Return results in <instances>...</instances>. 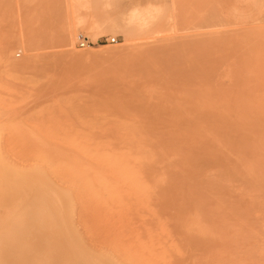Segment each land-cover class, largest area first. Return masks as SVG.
<instances>
[{"label":"rangeland","instance_id":"1","mask_svg":"<svg viewBox=\"0 0 264 264\" xmlns=\"http://www.w3.org/2000/svg\"><path fill=\"white\" fill-rule=\"evenodd\" d=\"M262 9H258L257 5L253 11L255 16L246 19L240 16L247 14L242 0H0V264H107L104 256L102 258L99 254L107 247L103 242L106 237V220L97 215L100 213L97 210L103 205L101 201L105 202L104 199L108 198L104 188V154L106 147H109L106 145L109 144L105 143V140L113 142L118 148L120 143L116 142L121 138L117 137L123 135L118 128L109 133L107 126L112 129L115 119L108 118L110 112L105 110L104 104L102 105L103 97L114 93V89L137 86L138 89L149 92L151 96H148L147 100L150 104L172 103L188 106L192 112L181 117L182 124L200 120L201 117L202 120H213L210 115H214V120L221 118L223 121H240L243 119H240L238 113L241 108L249 109L247 120L250 118L253 122L264 121ZM67 37L73 39V53H68L64 48L63 42ZM15 38L22 39V45L10 46V40ZM83 42L86 44L84 47L81 46ZM7 57L16 64L15 68L4 66ZM3 60L4 62H1ZM163 74L164 77L166 75L164 81ZM172 74L174 77H171ZM183 97L186 102L182 101ZM211 107H214L213 110H209ZM96 109L99 114H96ZM151 111L148 112L151 114L148 118L145 116L148 120L144 119L157 122L159 120L163 131L153 134L148 132L145 135L143 133L144 136L140 134L142 137H162L167 131L168 137L179 136L183 129L182 124H179V133H174L171 121L165 114L161 113L159 117L160 112L154 109ZM218 114L221 117H218ZM78 115L82 116V122L78 121L81 125L76 122L77 119L80 120ZM77 116L78 118H75ZM92 117L96 120H92ZM225 117L227 119L224 120ZM111 124L113 126H110ZM117 124L120 129L119 123ZM87 127L92 129L87 130ZM103 129L108 132L104 134ZM70 131L73 133H69ZM85 131L87 134L92 133L91 137L87 136ZM118 131L122 135L119 134L115 138L114 133ZM75 132L78 134L75 135ZM72 134L74 138L78 135L83 137L84 134V139L89 145L87 149L88 145L82 138V147L89 153L86 157H80L75 148L69 145L68 140L72 138ZM107 134L113 137L112 140ZM222 134L226 137L227 133H217L218 136ZM95 135L96 138L104 135V138H107L98 140L94 139ZM133 135L140 136L139 133ZM97 140L103 142L101 144L106 146L103 148L105 150L101 149L103 146L100 143L96 146ZM21 143L27 146L33 143V146H28V149ZM38 145L43 148L44 154L51 155V163H57L56 166L62 163V171H66L65 168L68 171L72 162L79 161L83 165L84 175L96 172L95 179L98 181L87 183L85 188L94 201L100 202L99 205L91 203L93 216L81 219L78 213L76 215L72 212L78 189L72 185L67 172L62 174L61 169H57L58 173L53 172V177H50L38 170L43 163L42 149H39ZM27 149L31 157L25 152ZM96 149L102 150L103 153L100 151L98 154ZM103 155L104 157H101ZM21 172H28L24 173L27 177ZM99 174H102V177ZM55 177L63 182L60 183L63 184L61 191L56 188L59 181H55ZM70 195L74 202L68 199ZM30 197L34 198L35 202L32 203ZM76 203L74 207L80 210ZM31 205L34 207L30 208ZM39 206L45 216L41 214ZM250 208L256 209L251 218L254 219L253 225L263 222V216L260 218L257 211L258 206L253 204ZM23 218L29 221L33 233L31 227L23 228ZM48 221L52 223L51 229L46 226ZM95 222L98 227L94 225L93 231H90ZM138 222L136 217L134 220L132 218L134 227ZM114 225L117 224L114 222ZM197 226L202 228L201 223ZM77 232L79 236L76 237ZM31 234H34L33 238ZM260 238L264 240V232ZM94 239H100L99 245L96 241L98 246L94 244ZM101 242L105 244L102 248ZM253 250L251 255H248V262L255 264L254 259L257 260L256 256L259 255ZM199 254L200 251L196 253ZM97 255H101V258ZM31 257H38L37 262H32ZM186 258L184 264L196 262V259H190L188 256Z\"/></svg>","mask_w":264,"mask_h":264},{"label":"bare ground","instance_id":"2","mask_svg":"<svg viewBox=\"0 0 264 264\" xmlns=\"http://www.w3.org/2000/svg\"><path fill=\"white\" fill-rule=\"evenodd\" d=\"M63 43L67 52L73 53V39L67 37ZM10 44V46L15 44L22 45V39H12L10 40ZM9 48L10 47L8 46V49ZM177 55H179V53ZM175 61L177 62L178 60ZM1 62H4V60ZM4 66L15 68L16 64L12 61V59L7 57L5 59ZM171 73H169V77ZM166 75L168 76V73ZM165 77L163 74L162 81H164L163 79H165ZM171 77H174L173 74ZM114 90L115 92L108 95V97H103L104 101L102 105L104 104L105 110L108 109V112H110V114L108 113L109 117L107 114V116H105L111 118L112 120L113 118L115 119L113 124H115L116 127L111 124L110 126L114 127L111 129L109 126H107L109 124H106L107 129H110H108L109 133L111 130L115 132V128H118V130H120L123 134L122 135L120 131H118L119 133L117 132L118 135H116L117 133L112 132V134H115L114 137L119 136V134L122 135L117 137L118 139H121L119 142H116L120 143V146L116 148V146L112 144L113 142L111 143V141L106 139L105 141L107 142L105 143L109 144L106 145L109 146L108 148L105 146L107 149L106 151L103 149L105 147L101 144L103 142L100 143L98 141L104 138L105 135L102 137L97 136V138L95 135L94 137V139H98V142L96 141V146L98 143H100L103 147H98L105 150L106 153L104 154L106 157H104V155L101 157L106 159V178H104V188L106 189L108 198L104 199L105 202L101 201L103 205L102 207H99L101 208L98 209L100 211L97 210V212H100L97 215L101 216L103 220H106V228H104L106 229V237H104L103 242L107 244V247L104 248V251L100 252L99 254L102 255V258L104 256L107 264H184V262L187 260V256L190 259H196L194 264L197 262L199 264H253V262H248V255L253 249H255L258 253L257 255H259V257L256 256L257 260L253 258L255 260V264H264V240L260 238L264 232V220L262 219L263 222H260L258 225H253L252 222L254 219L251 218L255 213L253 211L256 209L252 210L250 208V205L252 206L253 204L258 206V214L260 218L261 216L264 218V121L254 120L253 122L250 118L247 120L246 118L249 115V109L241 108V112L238 113H240V119H243L240 121H235V119L234 121H223L220 120L221 118L219 120H214L216 119L214 115H210L212 116L213 120H211L209 117V121L202 120L201 117L200 120L195 119L182 124L180 123L181 117H185L192 112L191 108L188 106L186 107L176 104L172 105V103L150 104L147 100L149 92L146 90H140L137 88V86L135 88L130 87L128 89L121 87ZM104 92H102V94H104ZM99 96L101 98V95ZM182 101L186 102V98L183 97ZM94 105H96V103ZM96 106L98 107V105ZM99 108L101 109V103ZM213 108L214 107H211L209 110H213ZM225 108L223 109L225 110ZM153 109L154 111L160 112L159 117H161V113L167 116V118L171 121V128L174 133H179L178 129L181 127H179V124L183 125L182 131L180 134H178L179 136L168 137L166 136L168 134L167 131V134L165 135L166 137H142L148 132L153 134V132L160 131L158 133H161V130L163 129L160 127L161 123L159 124V120L158 122L155 119L154 120L156 122L146 121L148 120L146 118L151 115L148 114V112ZM231 110L233 111V109ZM95 111L96 114H99L97 113V109ZM151 112L153 113V111ZM230 114L232 115V113ZM156 115L157 114H155V116ZM78 116L81 120L82 116ZM78 116L75 118H78ZM218 117H221V115L219 116L218 114ZM93 118L94 117H92V120ZM98 118L99 117H97V119ZM205 118H207V116ZM99 119L101 120V118ZM225 119L227 118L225 117L224 120ZM80 120L77 119L76 122H82V120ZM104 120L106 121V119ZM163 120L166 121L165 119ZM65 121L62 123L65 124ZM115 121L119 123L120 129L117 127L118 124L115 123ZM59 122L61 121L59 120ZM78 124L81 125L80 123ZM162 125L164 126L165 122ZM64 126L65 125H63V127ZM165 128L167 130V127ZM88 129L89 127H87V130ZM83 131L80 133L82 134ZM97 131L102 133L99 130ZM103 131L104 134L108 132L106 129H103ZM18 132L19 131H17V133ZM222 132L227 133L228 135L226 134V137L224 134L221 136L217 135V133L219 134ZM69 133L73 132L70 131ZM85 133L87 136L90 135L89 137L92 135L90 132L87 134L85 131ZM134 133L137 135L139 133V135L141 134L142 136H134ZM74 134L77 135L78 133L75 132ZM65 136H67V134L64 135V138L66 139ZM1 138L3 140V136ZM82 138L84 139V134L83 137H79L78 135L77 138H74L72 134V138L68 140V143L75 148V151L78 152L80 157H86L89 153H87L88 150H86L85 147H82ZM105 138H107V136ZM108 138L112 140L113 137H109L108 135ZM31 139L32 138H30V140ZM84 140L86 141V139ZM25 143H21L23 144V147L28 148V146H33V143L28 146L27 144L25 145ZM5 145L6 144H4V146ZM59 147H61V145ZM16 148L18 147L16 146ZM62 148L64 149V147ZM28 149L25 150V152L29 153ZM39 149H42L41 157L43 163L40 166L41 168H38V170L43 171L47 176L51 175L52 177L53 174L51 173H58L57 169H61L62 174L67 172V175L71 177V183H73L72 185L78 189L76 193L77 196L74 194L76 196L75 200L78 204L73 201L74 199L71 195V198L70 196L68 198L71 202H74V205L76 203L80 208L79 210L73 205L72 212L75 214L78 213V216H80L81 219L84 217L93 216L91 203L95 205L97 203L99 205L100 202L97 200L94 201L92 195L86 192L85 188L87 183L97 180L95 179L97 178L96 172L92 171L90 174L84 175L82 171L83 165L79 161L72 162L68 171L66 168V171H62L64 169V167H61L62 163H60V166H56L57 163H51V155L44 154L43 148H41V146ZM87 149H89V145L87 146ZM5 150L7 151V149ZM14 151L17 152L15 149ZM22 151L23 150H21V152ZM71 151L73 152V150ZM100 151L102 150H99L98 154ZM2 154L5 156L4 152ZM16 154H18V152ZM29 154L31 157V153ZM25 156H27V154ZM21 157L24 156H20V158ZM89 159L92 160L94 157H89ZM36 162L38 163L37 160ZM102 162L101 166L103 165ZM29 163L31 165V162ZM24 164L26 167L27 163L25 162ZM94 165H96V163ZM8 167L10 168V166ZM34 167H36V164ZM43 167L47 168V170H44L45 168ZM24 173L28 174V172ZM24 173H22L23 176L27 177L24 175ZM57 176L59 177V175ZM50 177L48 178L51 180ZM65 177L66 175L63 178ZM55 179L56 177L54 180ZM55 181L58 182L59 179H56ZM67 182L69 181H66V183ZM58 183V185L56 184V188H59L60 190H58L61 191L63 184L60 185V183L63 182L59 181ZM53 184V186H55V183ZM72 191L71 193H73ZM30 199L32 200V203L35 202L34 198L30 197ZM33 207L34 205L30 206V208ZM38 209L41 211L42 207L39 206ZM94 211L96 212L95 209ZM41 214L44 215L45 213L41 211ZM133 216H135L139 222L141 221L140 223H142V221L143 223L140 224L138 222V225L136 224L137 227L136 225L134 227L132 218L134 220L135 217ZM77 218L75 217V219ZM92 220L94 221V219ZM147 220L149 221L146 222ZM80 221L83 222V220ZM113 221L117 225H114ZM76 222L74 223L76 224ZM149 222L150 224L148 225ZM200 223L202 228L197 226L200 225ZM22 224L23 228L26 226L27 228L31 227V225H29V221L26 220V218L22 219ZM51 225L52 223L48 221L46 226L47 228H50ZM94 225H97V223H93L91 230L89 227L90 231H93L92 229ZM72 229H74V227ZM98 230H100V228ZM31 232L33 233V227H31ZM33 235L34 234H31V238L34 237ZM77 235L79 236L78 232L76 237ZM95 237L97 238V236ZM94 240H92L94 244H100V242H98L100 239ZM84 242L86 243V241ZM105 244H102L101 242V248L102 245L104 247ZM84 247L86 248V245ZM101 248L99 250H101ZM199 251L201 254L196 255V253ZM101 255L97 256L101 258ZM37 258L31 257L30 260L32 262H37Z\"/></svg>","mask_w":264,"mask_h":264},{"label":"crops","instance_id":"3","mask_svg":"<svg viewBox=\"0 0 264 264\" xmlns=\"http://www.w3.org/2000/svg\"><path fill=\"white\" fill-rule=\"evenodd\" d=\"M262 2V4H261ZM242 3L243 5H245L246 7V10H247V14L246 15H240L241 18H246V19H249V18H252L254 15L253 11L255 9V7H257L258 5V9L259 7L263 8L262 9V12L264 11V0H242Z\"/></svg>","mask_w":264,"mask_h":264},{"label":"built area","instance_id":"4","mask_svg":"<svg viewBox=\"0 0 264 264\" xmlns=\"http://www.w3.org/2000/svg\"><path fill=\"white\" fill-rule=\"evenodd\" d=\"M85 45H86V44H85L84 42H83V43H81V46H82V47H84Z\"/></svg>","mask_w":264,"mask_h":264}]
</instances>
